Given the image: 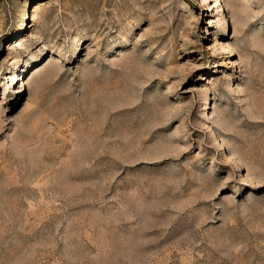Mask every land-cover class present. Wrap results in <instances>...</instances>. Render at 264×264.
Returning a JSON list of instances; mask_svg holds the SVG:
<instances>
[{"label": "rangeland", "instance_id": "1", "mask_svg": "<svg viewBox=\"0 0 264 264\" xmlns=\"http://www.w3.org/2000/svg\"><path fill=\"white\" fill-rule=\"evenodd\" d=\"M0 264H264V0H0Z\"/></svg>", "mask_w": 264, "mask_h": 264}]
</instances>
